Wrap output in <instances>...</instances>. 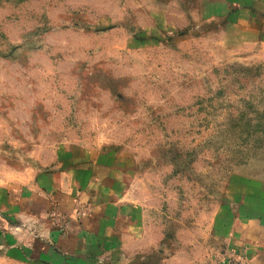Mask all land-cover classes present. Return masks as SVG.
<instances>
[{"label":"rangeland","instance_id":"1","mask_svg":"<svg viewBox=\"0 0 264 264\" xmlns=\"http://www.w3.org/2000/svg\"><path fill=\"white\" fill-rule=\"evenodd\" d=\"M238 24L190 0H0V189L105 153L144 211L48 254L0 206V264H250L219 229L264 194V29Z\"/></svg>","mask_w":264,"mask_h":264},{"label":"crops","instance_id":"2","mask_svg":"<svg viewBox=\"0 0 264 264\" xmlns=\"http://www.w3.org/2000/svg\"><path fill=\"white\" fill-rule=\"evenodd\" d=\"M190 1L206 18L239 23L246 26L242 27L245 31L264 29V0ZM63 161L30 190L0 189V206L8 209V217L30 219L28 226L36 233V248L48 254L81 252L92 244H113L118 227L142 224L144 211L130 198L122 164L112 155L101 153L75 166ZM84 210L86 214L81 215ZM223 215L219 229L224 233L231 231V246L236 250L245 247L246 253H241L250 264H264V194L247 192L234 217L227 219L228 214ZM5 225L0 218V227Z\"/></svg>","mask_w":264,"mask_h":264},{"label":"built area","instance_id":"3","mask_svg":"<svg viewBox=\"0 0 264 264\" xmlns=\"http://www.w3.org/2000/svg\"><path fill=\"white\" fill-rule=\"evenodd\" d=\"M52 215H55V213H52Z\"/></svg>","mask_w":264,"mask_h":264}]
</instances>
